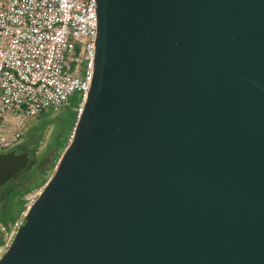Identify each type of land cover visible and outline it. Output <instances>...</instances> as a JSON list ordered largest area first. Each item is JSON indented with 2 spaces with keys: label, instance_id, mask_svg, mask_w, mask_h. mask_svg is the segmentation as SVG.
Segmentation results:
<instances>
[{
  "label": "water",
  "instance_id": "obj_1",
  "mask_svg": "<svg viewBox=\"0 0 264 264\" xmlns=\"http://www.w3.org/2000/svg\"><path fill=\"white\" fill-rule=\"evenodd\" d=\"M70 143L0 264H264V0H97ZM29 151L0 152V187Z\"/></svg>",
  "mask_w": 264,
  "mask_h": 264
},
{
  "label": "built area",
  "instance_id": "obj_2",
  "mask_svg": "<svg viewBox=\"0 0 264 264\" xmlns=\"http://www.w3.org/2000/svg\"><path fill=\"white\" fill-rule=\"evenodd\" d=\"M98 33L97 0H0V146L15 148L25 124L42 112L58 113L81 95L82 113L91 88ZM18 130L9 133V119ZM38 194L28 197L5 232L9 248Z\"/></svg>",
  "mask_w": 264,
  "mask_h": 264
},
{
  "label": "trees",
  "instance_id": "obj_3",
  "mask_svg": "<svg viewBox=\"0 0 264 264\" xmlns=\"http://www.w3.org/2000/svg\"><path fill=\"white\" fill-rule=\"evenodd\" d=\"M73 99L74 106L72 107L71 102ZM80 101L81 95L74 93L70 99V106H68L70 108L69 112H67V107L63 114L52 118L50 117L53 114L51 110L42 112L37 116L42 119L40 124L31 126L25 132L24 142L14 149H11L19 152L29 151L31 161L25 170L0 187V191L3 190L4 192L3 200L6 199V204L9 208L7 211L0 210V223H3L5 226H9L10 223L12 224L22 211L25 210V200L22 197L29 191L43 187L48 181L50 177L49 172H53L61 156L59 151L66 148L69 136L72 135L78 119V111L76 108ZM52 123L58 125V131L54 136V141L49 145V151L41 158H37L36 154L40 146L41 137L46 127ZM2 233L0 236V244L3 242Z\"/></svg>",
  "mask_w": 264,
  "mask_h": 264
},
{
  "label": "rangeland",
  "instance_id": "obj_4",
  "mask_svg": "<svg viewBox=\"0 0 264 264\" xmlns=\"http://www.w3.org/2000/svg\"><path fill=\"white\" fill-rule=\"evenodd\" d=\"M75 94L77 95L78 94V92H75ZM72 103V107L74 106L73 105V103H74V99H73V101L71 102ZM70 106V105H69ZM67 108V107H66ZM66 108H64V109H62L60 112H58V113H53L52 115H50V117L52 118V117H55V116H59V115H61V114H63L64 113V111L66 110ZM70 111V108L68 107V109H67V112H69ZM41 118L40 117H36V118H34V119H31V120H29L26 124H25V126H24V128H23V130H24V133H23V135H21V137L17 140V143H16V145L14 146V147H17V146H19L20 144H22L23 142H24V140H25V132L31 127V126H33L34 124H40V122H41ZM9 123L7 124V127H8V130L7 131H9V133H12L13 131H16V130H18V128H17V125H16V122H15V119H12V118H10L9 120ZM57 131H58V125L56 124V123H52V124H50V125H48L47 127H46V129L44 130V133H43V135H42V137H41V141H40V146H39V149H38V151H37V158H41L43 155H45L48 151H49V145L51 144V143H53V141H54V136H55V134L57 133ZM72 134H73V132H72ZM71 137H72V135H70L69 136V139H68V141H67V145L70 143V141H71ZM11 149H14V148H10V147H7V146H0V152L1 151H8V150H11ZM64 150L63 149H61L59 152L62 154V152H63ZM59 161V160H58ZM56 168V167H55ZM55 168H54V170H53V172L52 171H50L49 172V175H50V177L52 176V174L54 173V171H55ZM49 177V178H50ZM45 187V185L43 186V187H41V188H37V189H34V190H32V191H29V192H27L22 198L25 200V205H26V202H27V200H28V197H30L31 195H33V194H38V196H39V194L41 193V191L43 190V188ZM3 194H4V192H3V190L2 191H0V201L3 203V204H1L2 205V207H3V209L5 210V211H7L9 208L7 207V204H5L4 205V203L6 202V199L5 200H3L4 198H3ZM21 215V214H20ZM20 215H19V217H20ZM18 217V218H19ZM11 224V223H10ZM10 224H9V226H10ZM2 226H5L3 223H0V228L2 227ZM9 226H7L8 228H9ZM3 232V231H2ZM3 234V238H4V236H5V232H3L2 233Z\"/></svg>",
  "mask_w": 264,
  "mask_h": 264
},
{
  "label": "flooded vegetation",
  "instance_id": "obj_5",
  "mask_svg": "<svg viewBox=\"0 0 264 264\" xmlns=\"http://www.w3.org/2000/svg\"><path fill=\"white\" fill-rule=\"evenodd\" d=\"M4 197V196H3ZM1 204H3L1 201H0V210H2L3 209V207H2V205ZM6 204V202L4 203V205ZM4 210V209H3ZM1 233H2V230L0 231V236H1Z\"/></svg>",
  "mask_w": 264,
  "mask_h": 264
}]
</instances>
